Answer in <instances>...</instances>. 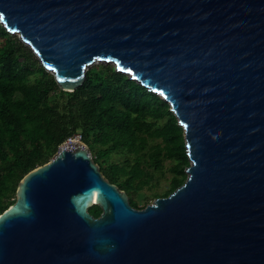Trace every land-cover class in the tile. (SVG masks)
Listing matches in <instances>:
<instances>
[{
	"label": "water",
	"instance_id": "water-1",
	"mask_svg": "<svg viewBox=\"0 0 264 264\" xmlns=\"http://www.w3.org/2000/svg\"><path fill=\"white\" fill-rule=\"evenodd\" d=\"M0 15L61 89L103 61L160 95L190 161L140 208L87 143L59 146L0 213V264H264V0H0Z\"/></svg>",
	"mask_w": 264,
	"mask_h": 264
},
{
	"label": "trees",
	"instance_id": "trees-1",
	"mask_svg": "<svg viewBox=\"0 0 264 264\" xmlns=\"http://www.w3.org/2000/svg\"><path fill=\"white\" fill-rule=\"evenodd\" d=\"M1 28V26H0ZM0 31V213L14 200L20 179L34 167L48 161L68 137L81 129L82 140L91 150L105 145L95 160L105 176L129 195L154 179L151 168L162 169L165 159H173L170 193L183 181L190 161L184 129L160 95L117 71L111 65L87 70L84 83L69 96L68 110L52 102L50 95L60 89L54 75L40 65V76L21 45ZM161 119H165L160 123ZM161 138L151 143V139ZM131 152L125 163L110 162L114 150ZM168 195V194H166ZM136 206L135 200L130 199ZM95 215L102 209L89 208Z\"/></svg>",
	"mask_w": 264,
	"mask_h": 264
},
{
	"label": "rangeland",
	"instance_id": "rangeland-1",
	"mask_svg": "<svg viewBox=\"0 0 264 264\" xmlns=\"http://www.w3.org/2000/svg\"><path fill=\"white\" fill-rule=\"evenodd\" d=\"M0 31L2 28H5L1 22H0ZM8 37H10L11 40L16 41L19 45H21L23 51L29 55L30 59L29 61L31 63H34V69L35 72L30 75L31 77L35 78L37 76H40L41 73L39 71V67L41 64L40 60L36 56V54L33 52V50L24 43L19 35L17 33H11L8 32ZM104 65H111L113 68L116 69L114 63L112 62H96L90 66L89 69L99 70L103 69ZM127 76L130 77L129 74L125 73ZM69 94L67 92H64L60 89H57L56 91L52 92L50 95V99L52 102H57L61 105V109L63 111L68 110L69 105ZM165 119H161L160 123H163ZM77 133H81V129H78ZM161 138H154L151 139V143L160 142ZM101 147H106L105 145L96 144L94 148L91 150V153L94 158L97 157V153L100 150ZM54 154H51L49 156L50 160L53 157ZM134 155L127 151L122 149L114 150L110 153L108 156V160L110 162H115L119 164H123L126 162L127 159H133ZM175 161L173 159H165L164 160V167L162 169H154L151 168V171L154 174V179L151 181L149 185L144 186L142 189H140L137 192H134L129 195L130 199H133L136 201L137 205L136 207H145L147 204L152 203L154 199L157 196H166V194H169L171 191V185H172V179L174 177V173L170 170V168L174 165ZM187 177V172H185L184 175H180L179 178L184 182ZM16 198V192L12 193L7 199L14 200Z\"/></svg>",
	"mask_w": 264,
	"mask_h": 264
},
{
	"label": "built area",
	"instance_id": "built-area-1",
	"mask_svg": "<svg viewBox=\"0 0 264 264\" xmlns=\"http://www.w3.org/2000/svg\"><path fill=\"white\" fill-rule=\"evenodd\" d=\"M69 140H82V134L81 133H75L73 136L68 137L66 141H64L60 146L64 145Z\"/></svg>",
	"mask_w": 264,
	"mask_h": 264
},
{
	"label": "bare ground",
	"instance_id": "bare-ground-1",
	"mask_svg": "<svg viewBox=\"0 0 264 264\" xmlns=\"http://www.w3.org/2000/svg\"><path fill=\"white\" fill-rule=\"evenodd\" d=\"M72 141H78V140H69V141H67L64 145L69 144V143L72 142Z\"/></svg>",
	"mask_w": 264,
	"mask_h": 264
},
{
	"label": "snow or ice",
	"instance_id": "snow-or-ice-1",
	"mask_svg": "<svg viewBox=\"0 0 264 264\" xmlns=\"http://www.w3.org/2000/svg\"><path fill=\"white\" fill-rule=\"evenodd\" d=\"M3 19V16L2 15H0V20H2Z\"/></svg>",
	"mask_w": 264,
	"mask_h": 264
}]
</instances>
